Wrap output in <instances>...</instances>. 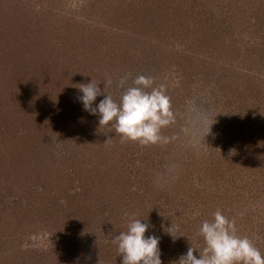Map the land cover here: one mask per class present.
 <instances>
[{"label":"rangeland","instance_id":"obj_1","mask_svg":"<svg viewBox=\"0 0 264 264\" xmlns=\"http://www.w3.org/2000/svg\"><path fill=\"white\" fill-rule=\"evenodd\" d=\"M125 74L165 86L167 142L84 110ZM217 209L264 255V0H0V264H121L133 216L178 264Z\"/></svg>","mask_w":264,"mask_h":264},{"label":"clouds","instance_id":"obj_2","mask_svg":"<svg viewBox=\"0 0 264 264\" xmlns=\"http://www.w3.org/2000/svg\"><path fill=\"white\" fill-rule=\"evenodd\" d=\"M127 80L128 74H125L117 85L124 89L119 102L93 81L79 84L82 95L78 99L84 110L99 115L100 126L110 125L120 135L122 142L130 140L141 145L167 142L168 138L161 134V129L174 123L175 116L165 86H154V79L143 74L133 78L131 85H127ZM100 95H103V99L93 107V102ZM210 125L202 140L209 133ZM195 133L196 129L193 128L192 134ZM148 227V223H142L141 218L129 217L127 230L112 237V243L117 246L118 255L121 256V264H162L159 237H145ZM177 231L172 224L165 228L173 240L180 236L176 234ZM197 235L204 241L199 258L193 254L194 250H198L191 245L179 257L178 264H264V255L252 240L248 236L238 235L235 220L229 219L219 209L212 213L210 220L201 222Z\"/></svg>","mask_w":264,"mask_h":264}]
</instances>
